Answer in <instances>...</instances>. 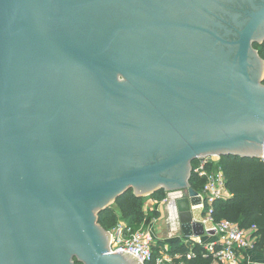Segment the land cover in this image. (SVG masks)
Here are the masks:
<instances>
[{
	"label": "water",
	"instance_id": "water-1",
	"mask_svg": "<svg viewBox=\"0 0 264 264\" xmlns=\"http://www.w3.org/2000/svg\"><path fill=\"white\" fill-rule=\"evenodd\" d=\"M263 42L264 0H0V264H141L97 225L130 190L204 236L191 164L264 160Z\"/></svg>",
	"mask_w": 264,
	"mask_h": 264
},
{
	"label": "built area",
	"instance_id": "built-area-1",
	"mask_svg": "<svg viewBox=\"0 0 264 264\" xmlns=\"http://www.w3.org/2000/svg\"><path fill=\"white\" fill-rule=\"evenodd\" d=\"M220 157H201L193 172L199 178L205 180L203 190L198 192L201 204L195 208L202 211V224H209L215 230L216 240L206 243L201 238H178L190 246L186 254H170V246L164 241L157 239L153 233V227H146L145 224L134 228L127 222L119 224L109 232L110 254L128 253L140 261L141 264H176L183 258L188 260L196 259L199 256L210 259L212 264H237L243 251L254 249L261 240L256 234L257 226L249 229H241L237 224L222 221L216 223L212 218L213 204L216 201L226 200L230 192L226 186V174L220 165ZM191 186V185H190ZM189 197L187 190L175 191L168 194L163 201H155L159 208L168 205L174 218L179 221L177 213V200ZM147 215V211L144 212ZM155 224V221H153ZM198 244L201 251L198 253L193 247ZM264 249V247H263Z\"/></svg>",
	"mask_w": 264,
	"mask_h": 264
},
{
	"label": "trees",
	"instance_id": "trees-1",
	"mask_svg": "<svg viewBox=\"0 0 264 264\" xmlns=\"http://www.w3.org/2000/svg\"><path fill=\"white\" fill-rule=\"evenodd\" d=\"M261 59L264 60V43L255 44ZM197 163L194 164V167ZM220 165L226 174V186L230 197L226 200L216 201L213 204L212 218L216 223L229 221L237 224L241 229H249L252 226L258 227V234L261 237L256 246L259 250L264 247V160L254 158H242L239 156L221 157ZM205 180L201 179L194 172L190 179V185L197 192L203 190ZM167 198L165 190H160L151 195L149 200L163 201ZM146 200L135 195L133 190L128 191L117 199L115 207H110L99 214V223L106 230L111 231L120 221H125L134 228H139L144 223H150L153 219L159 218V213L150 210L149 214L143 212ZM145 203V204H144ZM170 254H186L190 246L181 239L171 243ZM196 252L201 247L196 244L193 247ZM176 264H212L210 259L199 256L196 259L188 260L183 258L176 261Z\"/></svg>",
	"mask_w": 264,
	"mask_h": 264
},
{
	"label": "crops",
	"instance_id": "crops-1",
	"mask_svg": "<svg viewBox=\"0 0 264 264\" xmlns=\"http://www.w3.org/2000/svg\"><path fill=\"white\" fill-rule=\"evenodd\" d=\"M156 200H149V204L147 206L148 210H154L157 211L160 215L158 220H161V213L163 208H159L157 204L155 203ZM158 220L155 221V223L158 222ZM179 223V221H177ZM176 225V223L172 222V224H169L170 228H167L166 231H162L159 229V227H156L154 225L153 227V233L157 239L160 241H164L167 244L177 240L178 238H183L180 223ZM157 226H159L157 224ZM205 228V234L201 237L202 241L209 243L214 240H216V233L215 230L212 229V226L209 224L204 225ZM237 264H264V249L262 250L255 247L254 249H248L242 252V254L239 257Z\"/></svg>",
	"mask_w": 264,
	"mask_h": 264
},
{
	"label": "flooded vegetation",
	"instance_id": "flooded-vegetation-1",
	"mask_svg": "<svg viewBox=\"0 0 264 264\" xmlns=\"http://www.w3.org/2000/svg\"><path fill=\"white\" fill-rule=\"evenodd\" d=\"M90 16H93L92 15V13H88ZM71 18H69L68 20H63V22H64V26H65V28L67 29V30H69V32H71V34L72 35H82V34H80V33H78L77 31H76V29L78 28V27H85L86 29H88V30H90L91 32H93L94 30H92L91 29V25L93 24V20H91L90 18H87V20H70ZM88 30H87V34H88ZM88 35H90V34H88ZM264 43V42H263ZM263 43H255V44H263ZM254 44V45H255ZM254 45H253V47H254ZM255 49V48H254ZM256 50V49H255ZM257 51V50H256ZM258 52V51H257ZM259 54V53H258ZM75 78L73 77V75H71V76H69V79H67V77H62V80L60 81V82H63L65 85L67 84V85H69V89L71 90V93L69 94L70 95V97L68 96V100H71V95H74V91L72 90L74 87H75V85L76 84H74V82H73V80H74ZM199 158H201V157H199ZM198 158V159H199ZM198 159L197 160H195L192 164H191V172L193 173V168H194V164H195V162L196 161H198ZM192 173H191V176H192ZM161 190H165V189H161ZM160 191V190H159ZM134 192V191H133ZM117 201V200H116ZM111 207V206H110ZM109 207V208H110ZM107 210V209H106ZM105 211V210H104ZM103 212V211H102ZM101 213V212H100ZM99 213V214H100ZM99 214H97V225H99L104 231H106L101 225H100V223H99ZM108 234H109V232L108 231H106ZM108 247L110 246V235H108ZM72 263L73 264H85L84 262H79V260H78V258L77 257H74L73 259H72Z\"/></svg>",
	"mask_w": 264,
	"mask_h": 264
},
{
	"label": "rangeland",
	"instance_id": "rangeland-1",
	"mask_svg": "<svg viewBox=\"0 0 264 264\" xmlns=\"http://www.w3.org/2000/svg\"><path fill=\"white\" fill-rule=\"evenodd\" d=\"M195 163H197V161ZM166 193H167V196H168V194L171 193V192L166 191ZM150 197H151V195H147L145 197H141V198L146 200L145 202H147L146 204L144 203L145 205H144V207L142 209L143 212L147 211V214H149V212H150V210L147 209ZM111 207H115L114 204H112ZM170 211L171 210H170L169 206L165 205V207L162 209V212H160L161 213V220H158L159 218L153 219L152 222H150V223H147V224L144 223L145 226L146 227H152V226L156 225L155 228L159 227V229H161L162 231H166L167 228H170L169 224H172V222L176 223V225L179 226L178 225L179 223L177 222V219L174 218V216H172L173 214ZM156 220H158V222L153 224V221H156ZM120 222H123V221H120ZM157 224L159 226H157Z\"/></svg>",
	"mask_w": 264,
	"mask_h": 264
}]
</instances>
